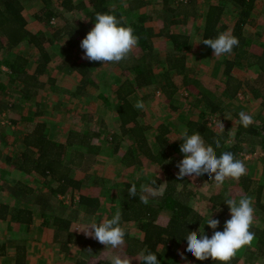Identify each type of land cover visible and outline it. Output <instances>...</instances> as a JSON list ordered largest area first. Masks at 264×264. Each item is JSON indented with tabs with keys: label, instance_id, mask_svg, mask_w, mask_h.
Segmentation results:
<instances>
[{
	"label": "trees",
	"instance_id": "16d2710c",
	"mask_svg": "<svg viewBox=\"0 0 264 264\" xmlns=\"http://www.w3.org/2000/svg\"><path fill=\"white\" fill-rule=\"evenodd\" d=\"M109 1L79 0L74 2L73 0H60L58 4H54L52 0H42L43 7L35 13V19L45 25L46 30L32 32L26 27L25 17L23 16L26 2L21 0H0V54H6V59H0V66H7V71L4 73L8 76L11 83L18 86L16 89L19 91L20 99L25 98L26 100L34 95L37 90L40 84L39 76L46 73L48 63L51 61V54H49L48 49L50 45L56 44L63 37L72 36L76 32H80L84 37L95 24L96 12H111L117 18L123 17L124 21H126V26H130L133 29V34L139 38L138 50L136 52L133 49L128 59L117 63L123 71L129 72L131 76H126V79L123 80L116 90L117 103L114 109L120 122V132L111 134L110 139H107L112 146L109 153L118 156L119 161L128 174H133L136 171V167H142L143 159L146 157L161 166L165 175L164 181L154 176L135 175L136 178L134 180H126L124 186L117 190L120 194L118 208L122 213L121 225L126 230L125 243L122 245L123 251L128 254H146L147 251H151L157 255L161 264H178L173 255L174 249L180 246L183 248L182 252L189 256L194 261V264H221L219 261H212L211 258L204 261L197 260L191 253L186 251L187 240L185 235L187 230L198 231L202 217L198 211L190 207L188 201L194 195L193 190L189 188L186 177L183 180H177L176 174L179 169L176 167L177 163L175 164L171 159L173 154L180 152L182 141L178 139L175 142H171L167 137L171 131L170 126L160 123L157 126V134L154 137V141L151 142L148 136V130L151 126L139 120L140 112L133 107L134 104L129 99L136 91L154 85L158 80H164L162 85H164V82L167 84L170 72L173 70L183 75L184 84L198 88L200 85L198 80L189 76L186 71V50L188 49L189 37L185 34L168 32L167 37H169L168 39L171 41L172 46L164 60L161 61L158 57L159 54L154 48L153 39L156 33L150 24L154 17V10L138 13L136 8L126 10L122 5L112 8L109 5ZM226 1L239 10L238 18L231 32L239 40V46L234 47L232 50L237 53L233 63L237 64L239 68H245L246 63H248L245 58H248L246 54L249 53L251 41L243 33V27L254 10L255 0ZM158 3L163 4V9L158 16L162 17L163 14L165 15L166 26L164 27H167V11L170 10L169 6L171 4L176 8V15H182L183 19L193 14L196 18L201 15L197 10L198 4L194 0H160ZM225 7L222 3L208 6L204 15L205 23L203 28L206 38H210L217 32L227 28L222 21ZM60 8L66 11L77 10L82 12V14L80 13L81 17L87 19L88 22L83 24V21L77 20L76 24L67 23L70 26L55 25L51 20L61 14ZM175 8L172 9L175 10ZM179 22L180 20L176 18L173 23ZM23 44L32 45L37 49V56L30 61L34 64V67L30 66L28 58L20 53H14L15 49ZM10 54L12 56L14 54V57L10 56ZM155 62L156 67L154 66ZM96 65V63H76L73 66H68L76 69L82 76L78 86L79 92H84L87 87L94 84L93 79L95 77L92 75V69ZM160 65H162V69ZM229 65L224 70L226 74L225 93L235 97L238 95L239 90L252 91L254 95L261 98L262 108H264V68L258 70L255 76L244 75L243 78H238L231 75V66ZM158 68L161 69L159 73ZM30 69L33 71H30ZM8 89V84L0 83V118L4 117V111L10 108V105L3 101V98L9 94ZM77 92H74V94L77 95ZM193 95H196L197 99L191 106L198 107L200 111L197 117H189L184 122V125L189 129L190 134L192 131H198L206 143L213 144L214 148V139H219L221 147L215 149L218 156L223 151H230L237 159L244 161L242 153H252L259 147L264 150V115L260 114L259 117L261 126L253 122V124L245 128L240 124L237 113L235 118H237L238 122L233 134L228 130L217 132L209 124L208 116L227 110L228 107L225 102L221 98L209 99L201 91L194 92ZM202 101L203 105H201ZM26 118V131H23V135L18 136L22 137L20 138L21 148L18 147L16 151H10V153L5 155V159H7L8 164L12 168L20 172L37 173L44 178L46 184L49 180H54L57 183L55 186H49V197L43 199L42 196L38 195L39 193H35L25 183L16 180L8 188L18 205L0 203V219L7 220L14 224L15 228L25 230L27 233L33 222L32 205L34 201H38L42 204L41 214L44 219L49 218V216L52 217L51 224L54 227V241L65 249L70 244H79L86 255H96L94 249L99 245L97 241L83 234L73 232L70 218L60 214H50L49 211L54 208V202H61L57 201L59 195L65 194L68 190H81L85 183H89L92 186H100L103 190L106 189L105 178L100 174L94 175L91 171L95 158L103 153L104 146L100 141V132L71 127L67 132L65 141H57L49 137L47 122L36 120L34 116H27ZM12 121L16 123L15 120ZM8 133L6 129L0 131V143L6 140ZM14 133L12 131L13 135ZM126 136L131 137L132 142L128 146L122 147ZM202 176L206 181H211L208 179L207 174ZM152 178H157L155 187L164 182L162 195L154 198L150 197L149 203L145 205L139 200V187L142 181L146 180L149 182ZM229 179H226L225 182ZM237 182L244 194L250 192L255 194L253 200L255 222L250 229L255 233V239L250 247L254 249L255 255L261 259L257 260L256 264H264V198L262 195L264 182L251 178L247 173L242 175ZM133 183L137 185L138 190V195L135 197L129 196L128 193V189ZM224 198L225 192L222 195H211L209 200L210 203L220 206L222 213H224L229 208L222 201ZM101 204L102 200L94 195L90 197L86 207L89 212L98 210L99 213V209L102 207ZM160 215L169 217L167 224L161 225L158 223ZM129 222L134 223L139 235L132 233L129 230L130 226L125 225ZM21 240H19L20 242L17 241L16 244L17 262H21L20 259L26 242V240ZM245 247L237 252L236 257L230 261V264H241L240 253L245 250ZM89 248L91 251L88 250ZM79 262V264H83L85 261L79 260ZM97 264H110V262L99 260Z\"/></svg>",
	"mask_w": 264,
	"mask_h": 264
},
{
	"label": "rangeland",
	"instance_id": "374dc122",
	"mask_svg": "<svg viewBox=\"0 0 264 264\" xmlns=\"http://www.w3.org/2000/svg\"><path fill=\"white\" fill-rule=\"evenodd\" d=\"M75 2L79 0H74ZM189 1V0H188ZM197 5V10L201 15L199 17H194V14L191 16H188L186 19H183V16L181 15L179 17L180 22L177 24H174L171 26V31L176 34H185L189 37V44L188 49L186 50V56H187V63L190 65V76L193 78H196L199 82H205V84L201 83L198 87H200V90H203L202 87L206 88L208 90L212 87L213 93H209V98H221L225 102V105L228 107L227 110H224L222 112H217L210 114L208 116L209 123H211V126L215 130H222L219 127L218 120H220L224 124L225 130H228L231 134L234 133L233 125L235 123V115L241 111H244L246 114H249L253 117V121L261 126V122L259 120L260 117V100H254L247 98V94L245 89L240 91V96H229L225 93L226 85H225V79L223 74V69L225 66L222 64L225 60L230 61V58H233V53L226 54L220 57L213 56V50L211 47L206 46L202 43L203 40V28H204V14L208 9V6L210 4H216V3H222L224 4L225 11L222 16L223 23L226 24L227 28L225 30H222L220 32L229 31L234 26L238 15L239 10L234 8L229 2L226 0H194ZM30 4H33L32 7L38 6L39 2H32L29 3L25 8L23 9V14L27 16L28 26L31 27L34 24V22L37 25V21L31 17V10ZM159 4V3H158ZM110 6H114L113 0L109 1ZM154 8L153 6H151ZM82 12H79L77 10L75 11H64L61 9V14L57 18H55V21L53 20V24L58 26H64L69 25L73 23H77V20L83 21V24H86L88 22L87 19H83L81 17ZM264 11H262V6H259L258 10L251 13V15L247 18V21L244 25V30H247L249 32H252L253 27H260L264 28ZM153 22V21H151ZM69 23V24H67ZM156 24V28H159V26H162V21L160 19L154 21ZM151 24V23H150ZM38 26L40 28H44L46 30V26L42 23L38 22ZM70 26V25H69ZM220 32H217L214 34V36L210 38L216 37ZM157 36V35H156ZM154 37V48L160 53H162L163 57L167 55L168 50L171 48L170 45H168L167 37L164 35H160L157 37ZM68 36L63 37L59 42L56 44H61L62 42H66ZM198 45H201L203 47V50L201 51V48L198 47ZM61 45H58V48ZM136 50H138V47L136 46ZM30 51V50H29ZM33 51V50H32ZM21 52H23L21 50ZM17 52L25 56V54ZM9 54V53H8ZM166 54V55H165ZM12 54H10L11 56ZM20 55V56H22ZM14 57V54L13 56ZM26 57V56H25ZM0 59H6V54L1 53ZM226 62V61H225ZM154 66L156 67V62L154 63ZM103 70L105 71L104 74L112 75L116 74L117 72H121L119 66H117V63H106L102 64ZM154 67V68H155ZM0 83L1 84H7L8 76L4 73L5 70H7V66H0ZM160 68L162 69V65H160ZM158 68V71L159 69ZM99 69V68H98ZM253 76L256 75L255 69L253 70ZM236 72L233 76H238V78H243L246 71L244 69L236 68L234 70ZM129 74V72H127ZM106 78L108 82L111 81V76ZM103 76L99 73V80L100 82V88L102 90H110L109 96H115L113 92V87L115 84H117V80H114L111 85L107 88L104 87L103 83H106L105 80H102ZM128 76H131L128 75ZM105 79V78H104ZM114 79V78H113ZM12 86V85H11ZM8 85L9 87V93L10 98L8 97H2L3 101L7 104L11 102L10 108L6 109V115L4 117L0 118V131L1 130H7L8 136L6 137L5 141H2L0 143V187L5 186V178H8L10 181H13V178L16 177L21 172L17 169L12 168L8 163L5 162L7 159H5V155L10 153V151H16L18 147L21 148L20 138L18 137L21 134L23 135L26 131L27 126V116H33L32 112H34V108L36 106L29 105V107L26 106V104H23V100H19L16 98L17 90L16 88L18 86H12ZM193 88L191 86H188L183 83L181 76L179 75H172V83L171 84H164L162 85L161 81H158L157 84L144 87L141 90L136 91L131 97L130 100L133 104H135L138 100H143L145 104V108L143 110H139V120L142 123L148 124L151 126V128L148 130V136L151 142L154 141V137L157 134V126L160 123L167 124L170 126L171 131L167 135L169 140L171 142H175L178 139H175L179 137V134L182 130V126L185 127L184 122L189 117H197L200 109L195 106H191L192 103L196 102L197 96L193 95L195 91L192 90ZM92 87L89 89L90 95L92 96L93 93L95 94L98 92L99 89H94L93 91ZM192 90V93H191ZM196 93V92H195ZM70 99L67 102V106L76 104L80 108H85V103H83L79 99V104H77V101H72L73 103H70ZM116 100V99H114ZM7 101V102H6ZM9 101V102H8ZM102 105L100 109L96 111V115H90L89 120L86 121V125L83 127H80L79 121L76 117H73V123L77 126L78 129L81 130H96L100 132V141L103 147V153L97 156L92 163L91 171L93 174H100L102 175L106 180V189L103 190L100 188V186H92L89 183H85L81 190L75 191L68 190L65 194H61L58 196L57 201L54 202L55 206L52 210L49 211V213H55L63 215L67 218H70L72 220L71 224V230L78 234H83L82 231H77L75 229L77 228H83L85 224L92 220L97 219L99 220L101 218H111V216L116 212L118 209V206L120 204V194L117 191L118 189H121L124 186V182L126 180H134L136 176H149V177H157V173H159V178L164 181L165 175L163 168L159 166L158 164L153 163L146 157L143 159V165L142 167H136V171L133 174H128L127 171L123 168V165L119 161L118 156L111 155L109 151H111L110 148L112 146L110 143H108V138L110 139V135L113 133H119L120 132V122L117 118L116 111L114 109L113 104L110 106L104 105L106 103L104 99H102ZM203 105V101L201 103ZM64 108V107H63ZM259 112V113H258ZM94 113V111H93ZM61 116V114L57 115ZM263 116V115H262ZM36 120H43L44 118L41 115H35L34 116ZM47 117V116H46ZM69 117L71 118L72 115L70 114ZM264 117V116H263ZM48 118V117H47ZM12 120H15L16 123H14ZM109 121V125H107V122ZM46 122V121H45ZM48 125V124H47ZM73 127H76V126ZM63 127H70V122L66 121L64 119L63 124H61L60 128ZM50 130H52V124L50 122V125H48V134L49 137L51 135V139L57 140V141H65L67 132L66 130L58 131L56 137L54 136V130H52V133L50 134ZM12 131H14V135L12 134ZM12 134V135H9ZM125 143L122 144V147L128 146L132 142L131 137H125ZM175 139V140H172ZM262 147H259L258 150H261ZM183 158V153L177 152L172 155V160L175 162V164ZM246 160V159H244ZM249 160V159H248ZM250 164L248 165L245 161V165L247 168V174L251 176V178L256 179L257 181L264 182V155L263 156H257L253 159H250ZM178 170V169H177ZM6 171V172H5ZM136 175V176H135ZM26 180L30 182V185L35 188V193H39L38 195L42 196L44 199L45 197H49V186L56 185V181L49 180L46 184L44 178L37 174L33 173L31 176L25 175ZM187 177V176H186ZM11 178V179H10ZM186 180L188 181L189 188L193 190V197H191L188 201L191 208L197 209L204 215L202 216V224L200 225L201 228H203L204 223L206 222L208 214L211 212L212 217L215 219H218L220 221V225L218 229L216 230H223L224 222L230 218V212L229 208L227 211H225L222 214L221 210H218L216 208V205L212 204V207L210 206V200L209 196L217 194L222 195L227 193V191L235 192V194H232L237 200L240 198L241 195H246L252 198V201L255 198V194L253 192H250L248 194L242 193L241 188L239 187L238 180L232 181L227 180L224 182L223 185L217 186L213 181H206L203 176L195 178L193 180L190 177H187ZM206 181V182H205ZM149 182L144 180L141 182L142 184H148ZM140 185V187H141ZM164 186V182H162L158 187H156L159 191L162 192ZM182 186V185H181ZM180 186V187H181ZM6 187V186H5ZM139 187V188H140ZM155 187V186H153ZM9 190L2 189L0 198L3 201H7L8 203L17 204V201L15 198L10 194L9 196ZM228 194V193H227ZM98 196L102 200L101 209L98 213L97 211H91L89 212L87 210V202L89 201L90 197L92 196ZM263 198H264V189L262 192ZM83 197V200H82ZM81 200V201H80ZM224 202V200L222 199ZM82 202V203H80ZM195 206V208H194ZM33 214L35 216V219L31 223L29 230H19L15 228V225L6 221L1 222L0 221V240L2 239L3 235L8 237L10 240L8 241L11 245L8 250L13 251V249L17 241L19 240H26V245L28 247V250L30 253L33 254V256H42L41 252L46 251L49 255L51 254L53 257H55L57 254L56 248H63L58 242L53 240V233H54V227L52 226V217L49 216V218L44 219V217L41 214V208L42 204L38 201H34L33 205ZM200 213V214H201ZM220 213V215H218ZM205 217V218H204ZM169 217L160 215L158 218L159 222L165 223L168 222ZM255 220V216H254ZM124 225V223H123ZM128 227L130 226L129 230L139 235V231L135 228L133 222H129L128 224H125ZM124 225V226H125ZM200 227H198L199 229ZM204 231L205 234H207L209 237H211L213 230L208 226L204 225ZM87 237V236H86ZM26 238V239H24ZM90 239H92L90 237ZM8 240V239H7ZM21 240V241H22ZM94 241H97L95 239H92ZM20 242V241H19ZM98 242V241H97ZM73 250L69 255V259L61 260V258L56 257V264H78L79 260H84L86 263H92L93 260L87 256L83 250H81V246L79 244H72ZM45 247V248H44ZM183 251L182 247H176L174 249V258L178 261V264H186L185 260L181 259V256L179 255V252ZM96 253H98L99 247L94 249ZM3 252L0 253V262L2 264H15L14 259L17 257V254L9 253L5 254L6 256L10 258V260L5 259V257H2ZM240 261L242 264H256L257 260H261L258 256H256L255 251L250 246L245 247V250L240 253ZM184 256L187 258V261L190 262V264H194V261L187 255L184 254ZM48 257V258H47ZM45 257L46 259L51 261V257L47 255ZM44 258V259H45ZM8 260V261H7ZM43 261V260H42ZM80 263V262H79Z\"/></svg>",
	"mask_w": 264,
	"mask_h": 264
},
{
	"label": "clouds",
	"instance_id": "9594fccd",
	"mask_svg": "<svg viewBox=\"0 0 264 264\" xmlns=\"http://www.w3.org/2000/svg\"><path fill=\"white\" fill-rule=\"evenodd\" d=\"M123 17L117 18L111 12H96L95 24L87 32L80 42L83 49V59L91 62L119 63L130 57L133 49L138 45L139 38L133 34V29L126 26ZM203 44L211 47L213 56L220 57L231 54L234 47L239 46V40L232 35L231 30L220 32L214 38L202 40ZM134 108L143 110L144 101L138 100ZM240 124L247 128L253 124V117L244 111L239 112ZM219 127L223 130L224 124L218 120ZM182 141L180 152L183 158L179 160L176 167L179 169L177 180H183L185 176L192 178L208 175V179L217 186L223 185L226 179L238 180L247 172L244 161L237 159L230 151H223L218 156L215 149L221 147L219 139H214L213 144L206 143L203 136L198 131L189 133L187 127L182 126L179 137L175 138ZM172 139V140H175ZM214 174V175H213ZM159 179V173H157ZM157 178L150 179L148 184H142L139 190V200L147 205L150 197L162 195L156 187ZM129 196L138 195L137 185L133 183L128 189ZM224 203L228 205L230 218L224 222L223 230H216L220 221L212 217L210 212L204 225H208L213 233L211 237L205 234L203 228L198 231H189L185 235L187 240L186 251L191 253L197 260L204 261L211 258L212 261H219L221 264H230V261L236 257L237 252L245 246H251L255 239V233L250 229L253 226L254 212L252 198L241 195L237 200L230 198L225 193ZM195 208V206H194ZM219 210V209H218ZM122 213L118 208L111 218H101L88 221L83 228L75 230L82 231L85 236L97 240L106 247L111 246L117 249L124 245L126 230L121 225ZM199 236V238H198ZM91 251V249H88ZM179 252V250H178ZM181 259L186 264H190L183 252H179ZM110 264H132V260L138 261V264H161L157 255L151 251L142 253L138 258H131L127 254L115 253L108 257Z\"/></svg>",
	"mask_w": 264,
	"mask_h": 264
},
{
	"label": "crops",
	"instance_id": "0c3cea01",
	"mask_svg": "<svg viewBox=\"0 0 264 264\" xmlns=\"http://www.w3.org/2000/svg\"><path fill=\"white\" fill-rule=\"evenodd\" d=\"M21 1L26 2L25 6H27L29 3H32V2H34V3L39 2L40 3L38 6H36L34 8L32 7L33 4H30V7L32 8V10H31L32 14H31L30 18H32V19L35 18V13L43 7L42 0H21ZM52 1L54 2V4H58V2H60V0H52ZM159 1L160 0H113L114 6H111V7L115 8L118 5L119 6L122 5L123 8L126 10H133L132 8H136L138 13H141L144 11H153L154 10V17L152 19L153 22H151V25L153 26V29H154L157 36L164 35L167 37L168 32L173 33V31H171V26L174 25V23H173L174 20L176 18L179 19V17L181 15L180 16L176 15V13H175L176 8L173 7V5L171 4L169 6L170 10L167 11V13H168L167 27H164V26H166V23L164 21L165 15L163 14L162 17L158 16L160 11L163 9V4L162 3L158 4ZM151 6H153L154 8H152ZM259 6H262V11H264V0H255L253 12L258 10ZM172 8H175V10H173ZM60 10H61V8H60ZM64 11H66V10H64ZM60 15H62V14H60ZM23 16L25 17L26 27L29 30H31L32 32H37L39 30H42V31L45 30L44 28L42 29L38 26L39 21L36 19L35 20L37 21V25L34 22H32V24H34V25L33 26L31 25V27H29L28 21H27V19H28L27 16L24 14H23ZM262 16H264V15H262ZM57 17H55V18H57ZM55 18H53L51 20L52 23H53V20L55 21ZM158 19H160L162 21V26H159V28H156V24L154 23V21H156ZM175 24H177V23H175ZM165 28H166V30H165ZM230 30L232 32V29H230ZM243 33L245 35H247L248 38L250 39L251 46H250L249 53L246 54L248 58H245V60H247L246 62H248V63H246L245 68H240V69H244L246 71V73L244 75L253 76V72H254L253 70L254 69H255V72H257L258 70L264 68V28L253 27L252 32L244 30V28H243ZM83 38L84 37L82 36V34L80 32H76V33H74V35L68 36L66 42H62L61 44L50 45V47L48 49H49V54H51L50 55L51 61L48 63L46 73L41 74L39 76L40 84L38 85V88L35 91L34 95H32L31 97H29L26 100H25V98L22 99L23 104H26V106L28 105L27 107H29V105H33V104L36 106V108H34L35 109L34 112H32L33 116L41 115L44 118L43 120L46 121L48 125H50V122H51L52 130H54V136L53 137H56L58 131L60 132L62 130H66V132H68L69 128H71L75 125L72 121L73 117H76L78 119L80 127L85 126L87 124L86 121L89 120L90 115L91 114L96 115V111L98 110V108L100 109V107L102 105V103H101L102 99H104V101L106 102V103H104V105H107V104L109 106L111 104L115 105L117 103L116 90H117L118 86L123 82V80L126 79V76L128 77V75H129V74H127V72L123 71L119 67L121 72H117V75L113 74V76H112L109 74H104V76H103V73L106 70L105 71L103 70L101 62H91L87 59L82 58L84 55V52H83V49H81V47H80V42ZM168 38L169 37H167L168 45L172 46L171 41ZM203 39H208L204 36V30H203ZM58 45H61V46H59V48H58ZM198 47L201 48V51L203 50V47H201V45H198ZM21 50L23 51V54H25L26 58L29 59V62L37 56V49H36V47H34L32 45L23 44L22 46L16 48L14 53L19 52ZM134 51L137 52L136 47L134 48ZM155 51L159 54L158 55L159 59L161 61H163L165 56L163 57L162 53L161 52L159 53L156 49H155ZM232 53H233V56H232L233 58H230V61L225 60L226 62L224 61V63H222V64L225 67L230 64L229 66H231V75H234L236 73V72H234V70H236V68H239V67H237V64L233 63V62H235L237 53L234 51H232ZM186 58H187V56H186ZM76 63L77 64H90V63H92V64L96 63L97 64L96 67L92 69V72H93L92 75H94V77H95L93 79L94 84L87 87L86 89L84 88L85 89L84 92L78 91V86H79L80 81L82 79L81 74L76 69H72V67H70V68L68 67L69 65L73 66V64H76ZM249 65H251V66H249ZM30 66L34 67V64H32V62H30ZM117 66H119V65H117ZM186 66H187L186 71L188 72V74L190 76V70L191 69L189 68L190 65L187 63V59H186ZM225 69L226 68L223 69L222 75L225 76L224 79L226 80V74L224 73ZM160 70L161 69H159L158 73L160 72ZM5 71H7V70H5ZM30 71H33V70L30 69ZM99 73L101 76H103L102 80L106 81V83H103L105 88L109 87L114 80L118 79L117 84H115V86L113 87V92H114L115 96H109L110 90H108V89L103 90V94H102V90L100 88V83H98V82H100ZM173 74L181 76V79L183 81V75L179 74L178 72H175L173 70L172 72H170V77L168 79L169 81L166 82L167 84L172 83V75ZM108 75L111 76L110 82H108L106 79L108 77ZM235 77H238V76H235ZM158 81H160V80H158ZM163 81L164 80H161L162 83H163ZM201 83H203V82H201ZM7 84L10 86L11 85L16 86V84L11 83V81L9 79L7 81ZM164 84H165V82H164ZM203 84H205V82ZM190 86L193 88L192 90H194L195 92L201 91L203 93V95H205V97H208V98L210 97L209 93H213L212 87L209 88L208 90H206L207 87L206 88L202 87L203 90H200V87L196 88L193 85H190ZM91 87H92L91 91H93L94 89H99L98 92L96 94L94 92L92 96L90 95V92H89V89ZM16 90H17V93H15L17 96L16 98H18V101H19L21 96L19 94L18 89H16ZM74 92H77V95L74 94ZM246 94H247V98H249V99L251 98L254 100H260V105H261L262 110H260V113L259 112L258 113L264 115V108H262L261 98L259 96L254 95L252 93V91L251 92L246 91ZM9 96H10V93L8 95H6V97L10 98ZM237 96L242 97L240 95V90H239ZM130 97H129V99H130ZM69 98H71L70 99L71 104L73 103L72 101H74V102L77 101V104H79V99H80L83 103L86 104L85 108H80L76 104L67 106L68 104L66 101H68ZM114 99H116V100H114ZM209 99H212V100L216 99V96H215V98H209ZM9 105L11 106V102L9 103ZM93 111H94V113H93ZM59 114H61V116H57ZM70 114L72 115L71 118L69 117ZM4 115H6V112L3 113V116ZM64 119L66 121L70 122V127L60 128L61 124H63ZM237 122H238L237 118H235V123L232 127V128H234V130L237 126ZM107 125H109V121L107 122ZM225 129L226 128H224L223 130H225ZM52 130H50V134L52 133ZM216 131L220 132L222 130H220V131L216 130ZM50 137H51V135H50ZM255 151H256V149H255ZM245 161L249 165L251 160H244V162ZM5 162L8 163L6 160H5ZM31 174H33V173L32 172H30V173L21 172L20 174H18L16 177L13 178V181H10L8 178H5L4 182L6 184H9V185L5 184L6 188H5V186L0 187V190H1L0 195H1L2 189L9 190V193L11 194L8 186H11V184H13L16 180H20L21 182L25 183L27 186H29L31 189H33L35 191V188H33L30 185V182L28 180H26V177H25V175L31 176ZM239 187H240V185H239ZM220 192L221 191H219L218 193H220ZM227 193H228L230 198L237 197V196L232 195V194H235V192H231L229 190V191H227ZM242 193H244V192H242V188H241L240 195ZM10 194H9V196H10ZM214 195H216V194H214ZM209 198H210V196H209ZM0 203L1 204H7L8 202L3 201L0 198ZM11 204L12 203H10V205ZM15 205H18V203ZM210 206L212 207L211 203H210ZM216 208L221 210L220 209L221 207L218 205H216ZM197 211L199 213H201L198 209H197ZM200 215H203V214L201 213ZM218 215H220V213ZM34 219H35V216L33 214V220ZM0 221L6 222L7 220L0 219ZM158 223L161 225L167 224V222L162 223L159 221H158ZM201 224H202V221H201ZM200 225H199V227H200ZM88 238H90V237H88ZM9 240L10 239L4 235H3L2 239L0 240V253L3 252L2 257H5L6 256L5 254L7 252H8V254L9 253L15 254V252H16L15 248H17V245L13 248L15 250H13V251L8 250V248L11 246L8 242ZM26 243L27 242H25L23 255L20 259L21 262H17L18 258H15L14 259L15 264H56L57 263L56 257H58V258L60 257L61 260L69 259V255L73 250V247H72L73 245L70 244L66 249L61 248V247L56 248L57 251L55 254H57V255L55 257H53L51 254L49 255L48 253H46V251L41 252L42 256H33V254L30 253V251L28 250ZM98 244H99L98 247H99L100 251L98 253H96V255H91V256L87 255V256H89L90 259L93 260V262L90 264H97V262L99 260L109 261V259H108L109 255L115 254V253L127 254L131 258H138L141 255V254H128V253L124 252L123 246H121L117 249H112L111 246L106 247L105 245H103L99 242H98ZM47 255L49 257H51V261L45 258V257H47ZM5 259L10 260L8 255L5 257ZM240 263H241V261H240ZM0 264H2V263L0 262ZM78 264H79V261H78ZM86 264H89V263H86ZM132 264H138V261L133 259Z\"/></svg>",
	"mask_w": 264,
	"mask_h": 264
},
{
	"label": "built area",
	"instance_id": "2783aa9c",
	"mask_svg": "<svg viewBox=\"0 0 264 264\" xmlns=\"http://www.w3.org/2000/svg\"><path fill=\"white\" fill-rule=\"evenodd\" d=\"M183 1H185V0H183ZM209 124L211 125V123H209ZM241 155H242L243 159H246V160L249 159L250 160V159H253V158L257 157V156H263L264 155V150L261 149V150H256V151H254L252 153H242Z\"/></svg>",
	"mask_w": 264,
	"mask_h": 264
}]
</instances>
